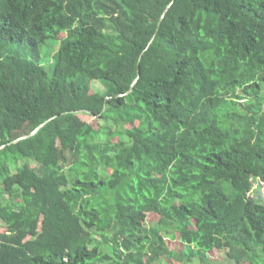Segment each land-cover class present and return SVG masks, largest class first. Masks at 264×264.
<instances>
[{
	"label": "trees",
	"instance_id": "16d2710c",
	"mask_svg": "<svg viewBox=\"0 0 264 264\" xmlns=\"http://www.w3.org/2000/svg\"><path fill=\"white\" fill-rule=\"evenodd\" d=\"M257 180L264 0H0V264H264Z\"/></svg>",
	"mask_w": 264,
	"mask_h": 264
},
{
	"label": "rangeland",
	"instance_id": "374dc122",
	"mask_svg": "<svg viewBox=\"0 0 264 264\" xmlns=\"http://www.w3.org/2000/svg\"><path fill=\"white\" fill-rule=\"evenodd\" d=\"M54 40H51L50 43L53 44L54 46H49V49L45 52V54L43 55V62L45 64V66H47L49 69L51 68V66H53V57L57 52V49L59 47V43L56 42V44H54ZM94 89L96 91H104V86L100 83H95L94 84ZM251 195L256 199V200H260L264 203V183L259 182L258 180L256 181L255 187L253 188V191L251 193ZM158 220V216L154 215V214H149L148 215V221L151 222H156ZM0 228H2V225L0 223ZM171 240V239H170ZM173 244L177 245L178 242L174 239L173 240ZM178 249L182 248V245H180V243L178 244ZM216 255H217V259L219 258H226V251H215ZM215 253L212 254V256H216ZM220 264H225V261H220L218 262ZM194 264H197V261H194Z\"/></svg>",
	"mask_w": 264,
	"mask_h": 264
},
{
	"label": "water",
	"instance_id": "95a60500",
	"mask_svg": "<svg viewBox=\"0 0 264 264\" xmlns=\"http://www.w3.org/2000/svg\"><path fill=\"white\" fill-rule=\"evenodd\" d=\"M37 131H38V129L35 130V131H33L31 134H29V135H27V136H25V137H22V138H19V139L15 140V141L12 142V143H17V142H19V141H21V140L28 139V138H30L31 136H34V135L36 134Z\"/></svg>",
	"mask_w": 264,
	"mask_h": 264
},
{
	"label": "crops",
	"instance_id": "0c3cea01",
	"mask_svg": "<svg viewBox=\"0 0 264 264\" xmlns=\"http://www.w3.org/2000/svg\"><path fill=\"white\" fill-rule=\"evenodd\" d=\"M223 260H226V259L223 258ZM223 260H220V261H223ZM154 264H165V260L162 259L160 261L155 262ZM218 264H220V263H218ZM225 264H231V263H230V261H228V262L225 261Z\"/></svg>",
	"mask_w": 264,
	"mask_h": 264
}]
</instances>
